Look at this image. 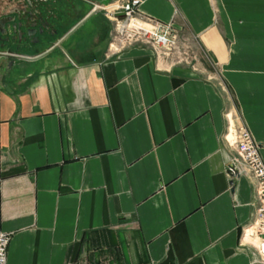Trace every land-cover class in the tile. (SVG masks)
<instances>
[{"label":"crops","instance_id":"0c3cea01","mask_svg":"<svg viewBox=\"0 0 264 264\" xmlns=\"http://www.w3.org/2000/svg\"><path fill=\"white\" fill-rule=\"evenodd\" d=\"M127 1L172 24L195 68L161 66L141 44L113 55L104 15L49 62L5 68L7 264H264L242 242L254 184L231 186L223 140L230 113L264 160V0Z\"/></svg>","mask_w":264,"mask_h":264},{"label":"built area","instance_id":"2783aa9c","mask_svg":"<svg viewBox=\"0 0 264 264\" xmlns=\"http://www.w3.org/2000/svg\"><path fill=\"white\" fill-rule=\"evenodd\" d=\"M103 15L113 26L109 45L113 55L119 56L126 48L141 44L151 49L161 66L185 64L195 68L196 59L183 49L178 32L172 24L141 16L137 5L127 0L104 5ZM224 117L227 121V132L223 140L235 149L237 155L233 165L241 177L254 184L253 216L242 229V242L254 247L259 262L264 263V160L261 158L259 146L239 118L230 113ZM10 241V235L0 233V264H7Z\"/></svg>","mask_w":264,"mask_h":264},{"label":"flooded vegetation","instance_id":"af4514ba","mask_svg":"<svg viewBox=\"0 0 264 264\" xmlns=\"http://www.w3.org/2000/svg\"><path fill=\"white\" fill-rule=\"evenodd\" d=\"M66 2L69 4L68 8L61 14L54 0H0V54H39L43 51L41 48L45 36L50 37L46 49L55 44L63 36L59 34L63 28L61 26L67 25L75 17V13L71 11L74 0ZM91 9L92 7H87L83 14H88ZM0 64L6 69L9 65L13 68L25 65L23 62L4 59L0 60ZM3 72L0 73V81L5 78Z\"/></svg>","mask_w":264,"mask_h":264},{"label":"water","instance_id":"95a60500","mask_svg":"<svg viewBox=\"0 0 264 264\" xmlns=\"http://www.w3.org/2000/svg\"><path fill=\"white\" fill-rule=\"evenodd\" d=\"M87 7H92L90 12L86 14L74 27H72L69 31H67L55 44H50L47 49L43 50L41 53L33 55V56H19L16 54H13L11 52L2 53L0 54V60H10V61H16L20 63H36L39 61H42L45 59V62H49V57L52 56L55 52H59L60 54L64 53V46L69 42L71 39L75 38V41L77 42L79 35L78 33L83 30L84 33L88 31V23L95 17L100 16L103 14V8L104 5L101 2H98L97 0H74V3L71 7V11L75 14H82L85 12V9ZM63 25V24H62ZM67 25H63L61 27H65ZM49 36H45L42 41V46L46 47L50 41ZM7 71H11L13 66H8ZM15 68V67H14ZM6 71L4 66H1L0 64V73ZM228 174L231 177L233 186L234 182H237L240 180L241 176L239 175L238 171L236 170L234 165H231L228 168Z\"/></svg>","mask_w":264,"mask_h":264},{"label":"rangeland","instance_id":"374dc122","mask_svg":"<svg viewBox=\"0 0 264 264\" xmlns=\"http://www.w3.org/2000/svg\"><path fill=\"white\" fill-rule=\"evenodd\" d=\"M111 31L113 30V26L111 25ZM50 57H53V56H50ZM45 62V59L44 60H42V61H39V62H36V63H25V65L24 66H28V65H30V66H33V68H35V66H38V65H40L41 63H44ZM16 67H22V66H16ZM15 67V68H16ZM247 127V126H246ZM248 129V128H247ZM250 132V131H249Z\"/></svg>","mask_w":264,"mask_h":264}]
</instances>
